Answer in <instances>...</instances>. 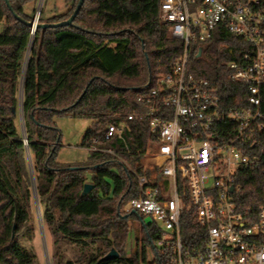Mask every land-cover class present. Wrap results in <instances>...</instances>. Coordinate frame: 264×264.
Listing matches in <instances>:
<instances>
[{
    "label": "trees",
    "instance_id": "16d2710c",
    "mask_svg": "<svg viewBox=\"0 0 264 264\" xmlns=\"http://www.w3.org/2000/svg\"><path fill=\"white\" fill-rule=\"evenodd\" d=\"M31 1L36 0H10L28 22L35 18L26 11ZM79 1L66 0L73 5L70 12L42 14L40 23L68 19ZM162 2L85 0L72 25L38 28L33 34L0 0V264H38L32 245L35 200L54 236L55 264H142L148 262L149 249L155 251L161 235L155 223L144 224L142 213L122 212L140 197L139 178L151 174L140 165L150 141L148 123L134 120L124 138H105L111 124L142 108L138 95L184 52V43L171 38L170 25L161 20ZM244 45V39L219 28L199 57L201 45L191 48L192 69L219 86L229 104L235 103L240 86L229 79L227 63ZM67 116L92 122L82 147L99 140L116 153L89 151L88 160L78 165L57 161L61 132L56 119ZM88 182L94 189L82 196ZM238 182L244 186V206L264 204L261 171L241 170ZM130 218L141 220L143 228L128 254ZM187 218L190 234H197L194 217ZM65 246L75 251L73 258ZM113 249L119 257L107 258Z\"/></svg>",
    "mask_w": 264,
    "mask_h": 264
},
{
    "label": "built area",
    "instance_id": "2783aa9c",
    "mask_svg": "<svg viewBox=\"0 0 264 264\" xmlns=\"http://www.w3.org/2000/svg\"><path fill=\"white\" fill-rule=\"evenodd\" d=\"M161 10L185 49L138 95L142 108L107 131L111 141L124 138L134 120L149 127L140 165L151 174L139 178L140 197L122 212L153 217L162 264H264V204L244 206L238 182L241 170L264 174V0H163ZM219 28L245 41L227 63L240 86L234 104L190 61L192 46L201 45L199 57ZM100 144L86 149L116 153ZM187 216L198 226L195 235Z\"/></svg>",
    "mask_w": 264,
    "mask_h": 264
},
{
    "label": "rangeland",
    "instance_id": "374dc122",
    "mask_svg": "<svg viewBox=\"0 0 264 264\" xmlns=\"http://www.w3.org/2000/svg\"><path fill=\"white\" fill-rule=\"evenodd\" d=\"M34 8L35 11L33 12ZM72 8L73 5L67 3L66 0H36L28 3L26 11L28 13H34L35 17L38 16L40 12V17L43 14L44 17L50 18L56 15H64L70 12ZM2 30L3 24H0V32ZM56 122L61 132V144L57 151V161L68 165L85 163L89 158V151L82 147V142L92 122L87 119L74 118L71 116L59 117L56 119ZM19 125L21 132L24 134L25 127L22 113L19 114ZM32 209L37 225L36 236L32 245L38 257V264H55L54 236L49 227L43 222L40 206L36 200L33 203ZM143 216L144 224L148 225L152 223V216L144 214ZM143 222L137 218H130L129 241L126 246L128 254H131L136 248V234L142 230ZM64 250L69 258L74 257L75 251L70 246H65ZM142 264H158L156 262L155 251L152 248H150L148 252V262Z\"/></svg>",
    "mask_w": 264,
    "mask_h": 264
},
{
    "label": "water",
    "instance_id": "95a60500",
    "mask_svg": "<svg viewBox=\"0 0 264 264\" xmlns=\"http://www.w3.org/2000/svg\"><path fill=\"white\" fill-rule=\"evenodd\" d=\"M6 2H7L8 7L10 8V10L14 12L13 5H12V3L10 2V0H6ZM84 4H85V0H80L79 3H78V5H77V7H76V9H75V11L73 12V14H72L68 19L63 20V21H61V22H57V23H40V22L38 21V20H39V17H40V14H41L40 12H39L38 16H36L32 22H28V21H26L25 19H23L21 16H19V15L16 14L15 12H14V14H15V17H16L18 20H20V21H22L23 23L28 24L30 27H32V33L35 34V32H36V30H37L38 28H49V27L57 28V27H65V26H70V25H72L73 22H74V20H75L76 17L78 16L79 12H80L81 9L83 8ZM13 112H14V114L17 113V111H16L15 108H13ZM56 146H57V145H55L54 150H55ZM75 168H76V167H73V169H75ZM93 189H94V184H93V183H90V182L86 183V184L84 185V189H83V192H82V196H86V195H88ZM134 213L137 214V212H134ZM14 235H15V234H14ZM117 257H119V253H118L115 249H113V250L107 255V258H117Z\"/></svg>",
    "mask_w": 264,
    "mask_h": 264
},
{
    "label": "crops",
    "instance_id": "0c3cea01",
    "mask_svg": "<svg viewBox=\"0 0 264 264\" xmlns=\"http://www.w3.org/2000/svg\"><path fill=\"white\" fill-rule=\"evenodd\" d=\"M3 26H4V24H3Z\"/></svg>",
    "mask_w": 264,
    "mask_h": 264
}]
</instances>
